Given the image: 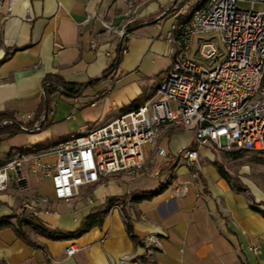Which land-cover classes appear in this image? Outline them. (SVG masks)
Returning <instances> with one entry per match:
<instances>
[{
    "label": "crops",
    "instance_id": "0c3cea01",
    "mask_svg": "<svg viewBox=\"0 0 264 264\" xmlns=\"http://www.w3.org/2000/svg\"><path fill=\"white\" fill-rule=\"evenodd\" d=\"M131 1L136 13L128 18L125 0H0V112L12 113L21 124L33 122L48 74L76 84L99 79L74 98L52 94L53 112H44L35 122L38 130L1 137L2 165L23 151L45 164H54L56 150L71 134H86L104 126L154 97L177 55L166 35L173 32L176 36V23L188 20L192 10L205 0H191L189 10L181 17L173 10L175 0ZM99 18L116 26L126 24L127 18L131 20L123 42L126 53L115 69L110 67L119 42L104 34ZM92 39L97 42L96 48L90 46ZM199 39V35L194 38L192 57ZM111 71L113 80L108 76ZM46 117L50 124L41 127ZM185 136L183 143L177 142ZM161 141L167 144L163 148L168 156L150 155L146 172L111 174L83 187L69 202L55 200L58 215L41 214L38 219L49 229L73 233L92 210L116 198L123 200L138 240L143 242L150 234L160 237L152 257L156 264H264V216L254 209L264 210V165L263 172L254 169L260 164L244 165L238 179L246 191H238L213 164H221L218 158L201 147L196 166L199 178L191 180L189 170L178 183L190 181L187 192L176 195L173 187L177 184L172 186L170 172L173 181L178 176L175 165L171 166L176 154L192 143V131L173 129ZM176 144V149L170 148ZM146 150L150 152V148ZM26 182L21 189L11 181L9 189L0 192V219L17 213L32 190L53 197L49 178L28 174ZM165 185L166 191L153 199L129 203L131 193L154 191ZM28 236L37 246L19 238L11 227L0 229V263L119 264L122 256H142L145 252L144 245L130 237L119 204L104 212L101 225L73 238L55 241L31 230ZM72 244L79 249L67 256L66 248ZM256 246L254 252L252 247Z\"/></svg>",
    "mask_w": 264,
    "mask_h": 264
},
{
    "label": "built area",
    "instance_id": "2783aa9c",
    "mask_svg": "<svg viewBox=\"0 0 264 264\" xmlns=\"http://www.w3.org/2000/svg\"><path fill=\"white\" fill-rule=\"evenodd\" d=\"M125 1L129 18L136 9L131 0ZM239 1H250L251 8L240 9ZM256 2L264 5V0H205L192 10L188 20L176 23V36L173 32L166 35L167 42L175 45L177 55L151 100L86 134H71L56 150L54 164H45L23 151L0 166V192L8 190L11 181L25 188L28 174H40L51 181L53 197L32 190L17 213L36 217L58 215L55 200L69 202L83 187L111 174L123 172L133 176L146 172L150 155L168 156L160 141L173 129L192 131V145L183 147L174 157L176 164L182 161L190 169L197 166L199 148L204 146L229 152L232 149L263 152L264 8L256 11ZM190 3L191 0H175V14L185 15ZM128 18L122 26L104 18L99 21L104 34L121 43L128 36L126 27L131 23ZM208 32L219 33L225 46L226 55L220 62L219 46L211 40L199 39L192 57L195 36ZM90 46L97 47L95 39ZM125 53L123 46L118 56ZM197 58L218 63L209 69L198 63ZM108 76L113 80V71ZM6 123L4 120L2 125ZM39 128L35 124L22 130L32 132ZM159 173L158 170L156 175ZM197 178L198 173L193 171L190 179ZM189 182L178 186L175 193L187 192ZM160 241L158 235L146 236L144 257L122 256L118 263L146 264L142 259L146 258L149 264H156L152 257ZM78 249L72 244L66 248V255L73 256ZM252 250L255 252L258 247Z\"/></svg>",
    "mask_w": 264,
    "mask_h": 264
},
{
    "label": "trees",
    "instance_id": "16d2710c",
    "mask_svg": "<svg viewBox=\"0 0 264 264\" xmlns=\"http://www.w3.org/2000/svg\"><path fill=\"white\" fill-rule=\"evenodd\" d=\"M126 39L118 44L116 48V58L114 62L111 65V69H115L121 59L119 55L122 47L123 42ZM99 79L90 80L86 84H76V83H68L64 81L60 76L56 74H48L44 77L43 80V90H44V96L42 98L41 104L36 111L34 115L33 122H30L28 124H21L18 123L15 116L12 113L9 112H0V138L4 135H14L20 131H22V127L25 128H32L35 125V122L42 116L44 112H46L47 115L53 112L51 107V95L54 93H61L62 95L74 98L80 95L81 90L84 87L94 85ZM134 103L131 104L130 107H133ZM137 108V107H136ZM4 120H7V123L2 125V122ZM50 124V121L46 117L43 124H40L41 127L48 126ZM191 146V145H190ZM246 149L236 150V151H242ZM249 151V150H248ZM213 164L216 166L218 172L220 175L228 182L230 183L236 190L238 191H246V188L239 182H234L233 179L229 176L226 169L220 164L218 161H214ZM2 164L0 163V166ZM175 164L171 166L174 167ZM168 188L167 185L160 186L158 189L154 191H135L130 194V201L134 203L151 200L154 197L162 194L166 189ZM119 204L126 223V229L130 235V237L135 240L139 244H143L140 240H138L137 236L134 235L133 229H132V220L124 210V204L123 200L116 199V198H110L106 201L105 205L101 208L92 210L81 222L79 228L71 233L67 231L62 230H52L47 228L36 216L33 215H27L22 213H15L11 216L4 217L0 219V229L11 227L15 234L24 240L26 243L32 246H37L28 236V230H31L36 235L43 236L50 240H65L70 239L75 236L81 235L88 230H90L94 226H98L102 224L103 221V215L104 212L108 209H110L113 205ZM254 207V206H253ZM257 211H259L264 216V210L254 207ZM142 257H144L142 255ZM146 264H149V261L146 258H142Z\"/></svg>",
    "mask_w": 264,
    "mask_h": 264
},
{
    "label": "rangeland",
    "instance_id": "374dc122",
    "mask_svg": "<svg viewBox=\"0 0 264 264\" xmlns=\"http://www.w3.org/2000/svg\"><path fill=\"white\" fill-rule=\"evenodd\" d=\"M238 7L240 9H249V8H251V2L250 1H239L238 2ZM263 8H264V5L262 3H260V2H256L254 4V9L256 11L263 10ZM199 37L202 38V39H205V40H211L213 42H217V44L219 46V51H220V56H219L218 62H220L225 57V55H226L225 46H224L223 42L220 39L219 33H217V32H208V33H204V34L199 35ZM195 47H196V44L193 45L192 50H195ZM197 61H198V63L202 64L203 66H205V67H207L209 69L215 67V65L218 63V62L205 61V60H203L201 58H197ZM174 130L177 131V130H180V129H174ZM43 135H44V133H43ZM185 140H186V136L185 137H181L180 139H178L177 142L183 143ZM189 145H192V143L189 144ZM189 145H187V146H189ZM161 146L162 147L163 146L166 147L167 146L166 142L165 141H161ZM184 147H186V146H184ZM205 147H207L210 150V152L214 156V159L218 158V160L221 162L222 166L224 168H226V171L228 172L229 176L233 179L234 182H239L238 174H239V171L243 168L244 165H250L251 166L253 164L254 165L255 164L256 165L260 164L259 166H256L254 169L255 170L256 169L259 170V172H263V169H262L261 165H264V157H262L264 155V151L262 153L263 155L260 154V155L256 156L255 153L254 154H252V153H240V152H237L235 149H232L231 152H229V151H227L224 148L219 149V148H216V147L211 146V145L205 146ZM170 148L171 149H176L177 148V144L175 146L171 145ZM174 160H176L175 161V167H176V171L175 172H176V175L178 176V180L175 179L173 181V177H172L173 175L170 172V182L173 183L172 186L177 184L176 186L173 187L174 188V192H175V189L178 186L185 184V183H183V184H178V183H179L180 180H184L186 178V176L189 174V170H192L191 173L193 171H196L198 173V171L196 170V167L190 169L186 165H182V161L179 164H176L177 163V159L175 158ZM199 160H200V156H198V163H199ZM198 178H199V173H198ZM193 180H195V179H193ZM172 186H170V189L172 188ZM181 195H183V194H181Z\"/></svg>",
    "mask_w": 264,
    "mask_h": 264
}]
</instances>
